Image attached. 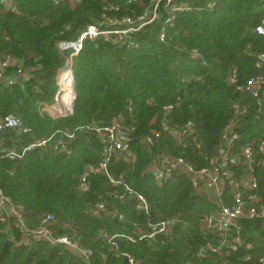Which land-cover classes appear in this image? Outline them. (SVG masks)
Wrapping results in <instances>:
<instances>
[{"label": "trees", "instance_id": "obj_1", "mask_svg": "<svg viewBox=\"0 0 264 264\" xmlns=\"http://www.w3.org/2000/svg\"><path fill=\"white\" fill-rule=\"evenodd\" d=\"M151 2L14 0L18 13L6 11L0 3V55L20 59L30 74L10 86L0 82V113L18 116L36 138L56 130L75 133L69 155L43 149L17 160L0 158V188L24 206L30 223L35 225L40 216L53 213L57 233L75 230L82 245L92 250L91 264H129L123 253L134 264H212L211 257L198 256L196 249L205 241L200 217L216 204L195 191L185 174L174 173L160 183L149 167L161 151L181 156L195 167L206 165L231 116L232 103L253 104L249 95L228 82V73L237 68L243 83L258 72L253 53L264 51V35L254 27L264 18V0H170L168 4L160 0L157 18L122 41L112 42L103 35L84 40L73 57L76 95L71 115L51 118L39 111L41 103L54 101L56 77L68 54L58 51V40L74 39L88 24L107 28L101 22L108 17L136 19ZM178 4L190 9L172 13V5ZM168 104L172 105L168 123L178 127L192 121L200 150L190 138L179 143L172 133L161 130L163 107ZM117 115L126 125H134L130 149L135 158L114 156L108 171L115 178L121 175L144 195L147 212L136 208L134 198L115 197V191L123 193V188L113 186L101 172L88 174L87 191L77 189L85 167L101 159L102 145L87 126L107 124ZM152 131L161 133L151 145L144 144L141 137ZM239 131L244 138L264 137V115L256 119L252 110ZM23 139L28 142L31 137L26 134ZM262 175L264 186V170ZM99 201L105 203L109 215L93 212ZM164 219L175 221L167 236L156 234L135 242L116 236V248L104 236L137 237L149 231V223ZM241 224L242 237L253 249L243 246L232 255L234 260L264 248L261 221L242 220ZM12 234L14 239L0 224V264H88L61 244H26L19 241L17 230Z\"/></svg>", "mask_w": 264, "mask_h": 264}, {"label": "built area", "instance_id": "obj_2", "mask_svg": "<svg viewBox=\"0 0 264 264\" xmlns=\"http://www.w3.org/2000/svg\"><path fill=\"white\" fill-rule=\"evenodd\" d=\"M53 1L54 3L58 2V0ZM166 1L167 4L170 2V0ZM0 3L6 11L18 13L14 0H0ZM159 3L160 0H152L150 5L136 19H132L130 16L108 17L101 23H109L110 26L107 25L109 28L102 29L98 24H88L74 39L58 40L56 43L58 51L62 54L68 52L61 70L68 69L71 73V96L66 98L67 103L65 104L66 89L59 82L60 70L56 77L57 91L54 101L41 103L39 106L40 113L51 118L72 114L76 95L72 63L73 57L82 49L84 40L103 35L112 42L122 41L127 34L157 18ZM185 9H190V7L182 4L172 5L171 12L175 13ZM172 18L173 15L166 22H170ZM123 26L125 27L121 28ZM254 31L259 35H264V18L254 27ZM162 37L163 34H161ZM253 54L255 56L254 65L258 70L255 75L240 83L237 68H231L228 73V82L234 85L237 91L249 95L253 99V104L244 101L232 103L231 116L221 130L215 152L208 158L205 157L207 164L195 167L181 156L161 151L155 156L149 167L157 182L160 183L170 178L174 173L185 174L195 191L207 195L216 204L215 209L202 214L200 217L199 228L204 234L205 241L196 249L198 256L211 257L212 264H264V248L256 253L253 251L245 252L236 260L231 258L243 246L253 249V244L245 243L242 237V220H259L264 230V186L261 184L264 170V137L259 135L256 137L245 136L244 138L239 131L246 116L252 110H254L256 119L264 115V51ZM194 55H197L196 51H194ZM29 77L30 74L23 69L20 59L7 53L0 55L1 83L10 86L27 80ZM60 104L63 105L60 106ZM171 109V104L163 107L161 130L172 133L179 143L183 142L185 138H190L196 149L200 150V143L196 140L194 123L188 120L178 127H172L166 119ZM87 128L95 134L102 145L101 159L97 163L88 164L85 167L79 177L77 189L81 192L87 191L89 188L88 174L101 172L113 186L123 188V193L115 191V197L120 200L125 199L126 196L134 198L136 208L147 212L149 204L144 195L134 190L121 175L115 178L108 171V164L114 156H122L131 161L135 158L130 149L131 132L134 130V125H126L123 117L117 115L107 124L100 125L93 122ZM159 133L161 131H152V134L143 135L141 141L151 145L154 142V137L158 136ZM26 134L31 137L28 142H24L23 139ZM74 134V131L65 129L56 130L48 136L36 138L34 130L24 125L18 116L11 113H0V158L17 160L30 151L43 149H51L55 153L69 155L72 151L70 144L75 138ZM93 212L95 214H110L102 201L95 204ZM113 214H117V211H114ZM118 217L123 219V215L120 213H118ZM174 222L173 219H164L156 223H149V231H141L137 237L123 234L108 235L107 233H104V236L113 246H115L114 237L116 236H124L132 242L145 237H154L156 234L167 236L170 234ZM0 224L3 225V230L9 232L12 239H14L13 231L17 230L20 234V242L27 244L45 241L50 244H61L91 264L92 250L82 245L75 230L72 233H57L58 222L53 213L40 216L35 225L30 223L24 206L13 202L1 188ZM123 254L127 256L129 264H134L133 258L129 254Z\"/></svg>", "mask_w": 264, "mask_h": 264}, {"label": "bare ground", "instance_id": "obj_3", "mask_svg": "<svg viewBox=\"0 0 264 264\" xmlns=\"http://www.w3.org/2000/svg\"><path fill=\"white\" fill-rule=\"evenodd\" d=\"M60 83L62 84L63 88L66 89V94L64 96L65 104L67 103L66 98L71 94V73L68 69H64L60 71ZM68 94V95H67ZM71 96V95H70Z\"/></svg>", "mask_w": 264, "mask_h": 264}, {"label": "rangeland", "instance_id": "obj_4", "mask_svg": "<svg viewBox=\"0 0 264 264\" xmlns=\"http://www.w3.org/2000/svg\"><path fill=\"white\" fill-rule=\"evenodd\" d=\"M106 25H109L110 26V24L109 23H107ZM112 26V25H111ZM118 26H120V25H118ZM113 27V26H112ZM116 27V26H115ZM125 26H123V27H121V28H124ZM109 28V27H108ZM116 28H118V27H116ZM113 30V29H112ZM105 31V30H104Z\"/></svg>", "mask_w": 264, "mask_h": 264}]
</instances>
